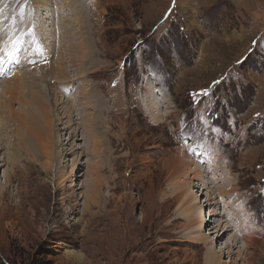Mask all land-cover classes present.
Returning <instances> with one entry per match:
<instances>
[{
    "label": "rangeland",
    "instance_id": "rangeland-1",
    "mask_svg": "<svg viewBox=\"0 0 264 264\" xmlns=\"http://www.w3.org/2000/svg\"><path fill=\"white\" fill-rule=\"evenodd\" d=\"M47 1L40 10L35 0H0L1 49L22 38L24 59L0 75V94L21 66L57 65L61 46L71 75L68 90L70 81L51 80L52 132L32 121L53 133L48 159L30 140L20 151L14 125L0 120V158L8 145L34 178L25 195L38 189L13 229L4 225L10 211L0 212V264H204L197 216L210 219L200 234L217 249L238 234L231 228L215 243L225 217L212 221V210L224 208L211 192L227 184L228 171L264 239V0ZM45 29L63 33L64 42L46 44ZM33 70L28 78H38ZM10 85L8 105L18 112L29 93L21 99ZM212 154L214 183L203 172ZM4 169L12 170L0 167V185ZM15 186L7 188L11 197ZM242 248L241 241L233 248L238 264ZM217 259L228 264L226 255Z\"/></svg>",
    "mask_w": 264,
    "mask_h": 264
},
{
    "label": "bare ground",
    "instance_id": "bare-ground-1",
    "mask_svg": "<svg viewBox=\"0 0 264 264\" xmlns=\"http://www.w3.org/2000/svg\"><path fill=\"white\" fill-rule=\"evenodd\" d=\"M35 2H36L35 6L38 7L40 10H46L47 9L46 8L47 2H48L47 0H35ZM35 6H34V4H32L33 9H35ZM46 23H49V21H46ZM28 28H29V26L27 24L24 25L21 33L23 31L27 30ZM45 30H46L47 36L49 38V41L46 44L51 45V42L54 41L55 38H56L55 41H58L59 44L60 43L62 44V42H64L65 38L63 37V33H62V35L60 33V35H58V36L57 35L52 36L47 29H45ZM21 37H23V35ZM22 40L23 39L21 38V39L15 40L14 42H9L6 45L5 50H2L1 49L2 44L0 45V73H1V75L6 74L5 68L7 66H9L10 63L13 65L16 64V67H19L18 63H20L21 59L24 60L22 58L23 54L21 57H18V55H17V53H18L17 47L18 46H16L17 42L22 41ZM80 43H82V41H80ZM84 45H86V44H84ZM59 48H60V46H59ZM63 48L64 47L61 46V48L59 49L60 53H59V57L56 61L57 65H53V63L48 64V61H50V60H48V61H46V63L39 65V67L37 66L38 67V68H36L37 72L34 71L33 70L34 68L32 69V67L30 65H28V67L25 70L21 71V70H19L22 68V66H21L18 69V71L16 72V74L14 75V78H12V74H11V76H10L11 79H4V81L2 83L3 87L1 85L2 91L0 94V120L1 121H9L14 125V127L16 129L14 136H15V139L17 141V145H19L20 151H22V149L20 147L21 146V140H22V144L24 141L27 142L28 140H30V141H28L29 143L34 142V143L39 144V149L41 150L43 157H45L47 159L51 155L50 150L52 147V143L50 141V138H51V134H53V133L50 134V131H51V128H53L55 126V122L58 120V118L55 116V110L53 108L55 103H57V99L55 97L56 96L55 95V89L51 87L50 83H51V80H53V78L60 80V81H63V82H69L70 81L67 84H63L62 88H64L65 90H68L69 89L68 85L71 84V79H70L71 75L67 70V66L64 65L65 64L64 60H66V58H64L65 49H63ZM78 55H79V57L81 56L80 59L83 57L82 53H79ZM52 56H54V55H52ZM34 66L36 67V65H34ZM13 68H14V66H13ZM14 69H17V68H14ZM32 70L34 72H36V74L38 75L37 76L38 78H35V77L33 79L28 78L29 73ZM55 72H57V74ZM54 73L56 74L55 76H53ZM80 75H81L80 73L75 74V76L77 78V79L74 78L75 83L77 80L79 82ZM25 78H27V80ZM35 79H37L38 81H41V83L36 84L38 81L36 82ZM11 82H16V85L15 86L12 85V87H13V90L16 91V93L21 97V99H23V97H24V90L27 89L26 92L29 93V100H26L27 102H25V105H26L25 108L21 107V104H22L21 100L17 101L18 106H19L18 110H20L18 112H14L13 108L9 107V105H8V104H10L11 99H12L11 95L9 94L7 96L8 98L6 97L8 89L11 86L10 85ZM36 91H38V92L36 93ZM81 95H82V93H81ZM84 95H85V93H84ZM87 96H89V95H87ZM84 97H86V95ZM85 101H86V104L89 108L92 107L95 103V102L88 101V99H86ZM161 110L162 111H160L161 112L160 114L162 115V112H164V110L163 109H161ZM160 114L158 115V113H156V115H155L153 113V115L156 118L160 117ZM86 116H87L86 120L88 121L87 118H89V116H91V113L87 112ZM34 119H36L42 125V127H44V130H46V131L50 130V131H48L47 135L43 131L39 132L36 130L35 125L32 123V121ZM74 131L75 130L71 131V133H74ZM55 134H56V132H55ZM7 144H9V142ZM5 149L7 151L6 152L7 156L1 155L2 158H0V167L4 166L5 164H8L9 166H11L12 170L4 169V172H3L4 173V183H3V185H0V212L4 211L5 209H8L10 211L11 217L7 221L4 222L5 223L4 225L7 227H10V229H13V227L17 226V223H18V221L16 219V215L18 216L20 211H25V206L29 205V207H31L37 203L36 201L32 202L31 199L35 198L37 196L38 189H36V190L30 189L29 195H27V196L25 195L26 194L24 192L25 187L29 186L27 184H30V183L32 184V182L34 181V178L31 177V175H30L31 172H30L29 168H28L27 172L25 170V169H27V167L24 169L25 163L20 162V160H19L20 156H18L19 154L18 155L14 154L8 145H7V148H5ZM24 150H26L28 152V150L25 147H24ZM203 153L208 154V151L207 152L203 151ZM211 158H212L213 162H206V167L203 168V172L204 173L210 172L212 175V178H213L211 183H214L216 178H214L215 173L213 172V170H214V167L218 168L219 166H218L217 158L216 157L214 158L213 154L211 155ZM190 164H192V162ZM180 165L181 166L183 165L182 162ZM212 165H213V168H211ZM207 167H208V169L206 170ZM200 168H199V166L194 165V167L192 169L193 174H194L193 175L194 178H197L198 180H199V178L201 179V175H202V172H200V170H199ZM226 176H227L226 177L227 178V184L226 185L221 184L222 186L220 185V187H218L216 189V190H218V193H215L214 191L211 192V194H214L216 196V198H219L222 200V202H220V203L222 204V206L224 208V212L222 214L220 211H218L216 209L212 210V213H211V216L213 218L212 221H216L217 219L215 220V218L217 216L225 217V220L218 219L219 221H217L218 223L214 227L213 232L215 235V243L221 241L223 239V237L226 235V232H228V230H231V228H234L238 234L236 235L234 233L233 235H231L229 237L228 241L225 242L223 246H221L217 249V245H214V240H211V241H208L209 239L207 240L209 235L204 238L203 235L200 234L201 223H206L207 225H209L208 222L210 221V219H207L208 221L207 220L205 221V220L201 219V216H197L198 217V221H197L198 227L197 228H199L197 230V232L199 233V235L197 236V239L202 240L203 245H204L203 248H204V250H206L205 251V257H204V264H220L217 257L223 258L225 255L227 256V259H228V262H226V263L238 264L237 259L232 261V258H233V254H234V251H233L234 245L236 243H238L239 241H241V243H242L243 251L241 250L242 254L240 255L239 254L240 251L238 250L237 256L238 255L241 256V257L238 256V258L240 260L242 259L243 264H259L261 262L260 261L261 258L262 257L264 258V239L261 236L262 233L259 232L260 229L258 228L257 224L253 221L252 217L247 214L248 211H246L247 207L245 205V202H243L241 200V196L237 192L238 191V183H236V180H237L236 176L229 173V171L226 174ZM13 181L16 182L15 197L14 196L11 197V195L7 194L8 193L7 188L11 184V182H13ZM26 182H27V184H26ZM211 183H209V184H211ZM201 186H205L204 181L201 183ZM204 188L205 187H203V189ZM230 194H233V196L230 198L229 201H225L224 197L229 198ZM7 197L11 198L13 202L10 204L5 203V200L8 199ZM206 201H208L207 202L208 204L215 206V208L218 204V202H212L211 203V197L210 196H208ZM232 206H234L236 208V211H233L231 209L225 210L226 208L232 207ZM237 216H242V218L240 219Z\"/></svg>",
    "mask_w": 264,
    "mask_h": 264
}]
</instances>
